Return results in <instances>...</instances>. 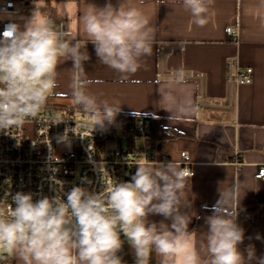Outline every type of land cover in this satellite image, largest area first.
Returning <instances> with one entry per match:
<instances>
[{
  "label": "clouds",
  "instance_id": "obj_1",
  "mask_svg": "<svg viewBox=\"0 0 264 264\" xmlns=\"http://www.w3.org/2000/svg\"><path fill=\"white\" fill-rule=\"evenodd\" d=\"M181 4L193 25L205 27L215 0H181ZM259 7L264 10V0ZM80 23L83 39L35 6L22 23L5 26L0 36V130L20 128L38 116L58 87L57 70L66 61H72V104L93 118V130L107 131L116 125L120 101L99 99L87 89L91 83L85 70L91 59L87 44L94 46L98 63L126 81L141 68L142 58L151 56L155 26L143 8L129 0L115 4L106 0L103 6L88 3ZM178 79H183L182 72ZM160 95L170 123L195 114L187 94L164 88ZM69 129L57 136V143L70 145ZM188 176L171 160L137 164L129 181L104 191L91 189V181L82 180L68 191L62 187L61 196L34 199L32 192H9L7 218L0 216V247H6L17 264H126L121 255L125 242L134 264H150L153 255L157 264H264V255L257 256L254 244L240 248L245 229L238 216L245 192L239 181L218 188L211 214L203 217L202 239L199 244L194 241ZM52 190L56 192L55 185ZM255 238L262 239L259 234Z\"/></svg>",
  "mask_w": 264,
  "mask_h": 264
},
{
  "label": "crops",
  "instance_id": "obj_2",
  "mask_svg": "<svg viewBox=\"0 0 264 264\" xmlns=\"http://www.w3.org/2000/svg\"><path fill=\"white\" fill-rule=\"evenodd\" d=\"M105 2L17 0L16 19L29 17L36 6L44 15L64 21L71 35L83 39L80 17L88 3L103 6ZM129 2L141 6L155 26L152 54L142 58L141 68L122 81L119 73L98 63L94 46L88 43L91 57L85 62L87 78L91 81L88 91L99 99L120 101L122 111L117 122L152 117L179 133L166 142L141 136L140 144L130 146L153 148L158 159L156 163L148 162L153 165L174 160L182 168L181 151L189 154L192 175L186 180V195L192 201L189 228L197 244L205 230L203 217L211 214L210 209L219 198L218 188L226 189L239 181L245 192L238 216V223L245 229L240 248L243 251L251 243L257 256L264 255V181L255 178V172L264 164V10L259 7L260 0H215L212 18L205 27L190 22V14L184 11L181 0H143L142 5L139 0ZM228 27L237 30V42L227 31ZM230 57H236L243 67L253 68L251 83L228 82ZM71 67L72 61L60 64L58 87L50 96L62 106L72 104ZM172 71L192 73L194 78L179 80L170 75ZM164 88L190 96L196 106L195 114L170 123V113L165 110L167 106L160 95ZM249 213L253 218L248 217ZM149 219L159 221L162 217ZM257 234L262 239H256ZM10 255L12 264H17ZM121 255L126 264H134L127 242ZM157 259L153 255L150 264H157Z\"/></svg>",
  "mask_w": 264,
  "mask_h": 264
},
{
  "label": "built area",
  "instance_id": "obj_3",
  "mask_svg": "<svg viewBox=\"0 0 264 264\" xmlns=\"http://www.w3.org/2000/svg\"><path fill=\"white\" fill-rule=\"evenodd\" d=\"M18 12L17 0H0V36L7 24L17 22ZM56 22L71 34L64 21ZM227 31L237 42V30L228 27ZM181 72L172 71L170 75L179 77ZM182 75V80L194 78L192 73L182 72ZM227 80L231 84H249L253 80V68L243 67L236 57H230ZM86 117L88 115L78 106H62L49 97L35 119L20 128L0 130V216L7 218L11 203L9 192H32L34 199L41 195L61 196L62 187L68 191L74 185H81L82 180L91 181V189L104 191L119 181H129L137 164L158 161L156 152L148 146H112L115 135L109 130H93L94 127L81 122ZM65 128H70V145L57 143V136L63 134ZM148 130L147 120L137 117L122 132L147 136ZM191 163L189 154L181 151V169L189 173L188 177L192 175ZM255 178L264 181V164L255 172ZM53 185L56 192L52 190ZM248 217L253 218V215L249 213ZM0 264H12L6 247H0Z\"/></svg>",
  "mask_w": 264,
  "mask_h": 264
},
{
  "label": "rangeland",
  "instance_id": "obj_4",
  "mask_svg": "<svg viewBox=\"0 0 264 264\" xmlns=\"http://www.w3.org/2000/svg\"><path fill=\"white\" fill-rule=\"evenodd\" d=\"M24 19H22L21 17L19 18L18 17V22L19 23H22V21H23ZM81 122L82 123H84L85 125H88V126H92V127H94V120H93V118L92 117H86V119L84 118H82L81 119ZM128 123L127 122H117L116 123V126H110L109 128H108V130L111 132V133H113L114 135H115V137H116V139H114L113 141H112V146H114V147H121V146H123V147H128V146H130L131 144H140L141 143V140L140 139H143L142 137H141V135L140 136H138V135H133V136H131V135H128V134H126V133H124V132H122V129H124L125 128V126L127 125ZM115 129V130H114ZM133 138V139H132ZM131 139V140H130ZM132 142V143H131Z\"/></svg>",
  "mask_w": 264,
  "mask_h": 264
},
{
  "label": "trees",
  "instance_id": "obj_5",
  "mask_svg": "<svg viewBox=\"0 0 264 264\" xmlns=\"http://www.w3.org/2000/svg\"><path fill=\"white\" fill-rule=\"evenodd\" d=\"M144 120H147L149 124V130L147 132V136L152 138L153 141L166 142L170 138L179 136L178 132L172 131L171 129L164 127L159 119L152 117H145Z\"/></svg>",
  "mask_w": 264,
  "mask_h": 264
}]
</instances>
